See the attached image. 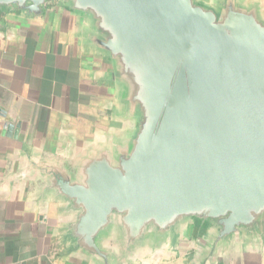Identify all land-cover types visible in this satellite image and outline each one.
<instances>
[{"label":"water","instance_id":"1","mask_svg":"<svg viewBox=\"0 0 264 264\" xmlns=\"http://www.w3.org/2000/svg\"><path fill=\"white\" fill-rule=\"evenodd\" d=\"M52 2L107 60L116 124L80 143L64 131L48 151L15 124L0 189L54 203L67 254L86 264L264 251V0H0V12L40 17Z\"/></svg>","mask_w":264,"mask_h":264},{"label":"crops","instance_id":"2","mask_svg":"<svg viewBox=\"0 0 264 264\" xmlns=\"http://www.w3.org/2000/svg\"><path fill=\"white\" fill-rule=\"evenodd\" d=\"M40 17L0 12V177L16 159L10 136L44 151L64 131L80 143L113 127L114 91L105 80L107 60L82 43L84 22L52 2ZM5 125H10L6 127ZM31 186L16 193L0 189V264H86L68 255L57 232L56 205L41 210L30 198ZM196 222L193 235L206 230ZM194 249L162 254L139 264H193ZM221 264H264V251L236 247Z\"/></svg>","mask_w":264,"mask_h":264}]
</instances>
